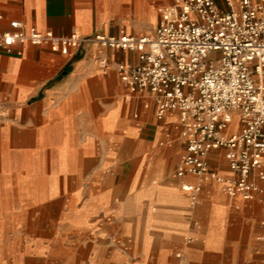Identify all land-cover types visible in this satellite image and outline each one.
I'll return each mask as SVG.
<instances>
[{
    "label": "crops",
    "instance_id": "crops-1",
    "mask_svg": "<svg viewBox=\"0 0 264 264\" xmlns=\"http://www.w3.org/2000/svg\"><path fill=\"white\" fill-rule=\"evenodd\" d=\"M173 2L0 0V32L16 20L61 37H153ZM17 49L0 51V264H264V183L243 200L177 176V114L157 120L116 70L137 53ZM207 160L232 176L224 149Z\"/></svg>",
    "mask_w": 264,
    "mask_h": 264
},
{
    "label": "built area",
    "instance_id": "built-area-1",
    "mask_svg": "<svg viewBox=\"0 0 264 264\" xmlns=\"http://www.w3.org/2000/svg\"><path fill=\"white\" fill-rule=\"evenodd\" d=\"M160 15L153 37H82L75 30L61 37L14 20L0 32V51L21 55L17 47L30 43L68 55L91 43L137 53L136 64L116 70L129 92L152 100L157 120L177 114L184 142L177 176L254 199L263 193L257 181L264 183V0H174ZM99 65L107 71L106 60ZM215 149L225 150L230 178L211 170L207 157ZM182 190L195 193L199 186Z\"/></svg>",
    "mask_w": 264,
    "mask_h": 264
}]
</instances>
